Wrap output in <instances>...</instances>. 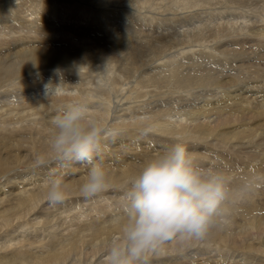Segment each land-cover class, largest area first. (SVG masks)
Masks as SVG:
<instances>
[{
    "label": "bare ground",
    "instance_id": "1",
    "mask_svg": "<svg viewBox=\"0 0 264 264\" xmlns=\"http://www.w3.org/2000/svg\"><path fill=\"white\" fill-rule=\"evenodd\" d=\"M168 1L159 2L155 7L159 14L152 17L142 15L149 13L155 4L149 0H130L129 3L120 0H0V82L5 78L16 79L22 90V100L17 105L1 100L8 94L0 91V264H104L101 252L107 241L118 234L116 220L123 209L112 211L101 196L89 203L92 199H85L79 191L89 166L79 163L62 166L46 151L53 134L51 121L57 109L71 100H86L92 105L93 115L117 130V135L104 143L96 157L109 178V188L102 195L119 196L118 190L127 186L144 164L171 148L174 140L188 141L183 145L194 164L201 168L207 164L190 151L195 150L194 146L203 149L202 152L210 151L204 144L207 138L234 153L236 146L243 148L251 143L253 133L254 136L257 132L264 133V93L256 89L241 92L240 84L238 89H233L239 94L227 93L228 97L224 101L222 98L219 104L208 102L203 108H190L185 103L175 102L172 105L176 108L175 114L171 113L174 111L170 110L171 104L169 109L156 107L163 106L158 98L161 88L180 98V91L191 92L195 87L216 88L225 82H241L234 76L215 74L213 77L198 65L203 61L214 62L220 51L218 47L215 53L214 49H208L206 39L219 42L230 33L255 38L256 59L264 62V42L259 43L264 40V27L250 28L247 25L253 27L256 23H250L249 17H236L241 22L246 21L243 24H237L238 20L233 17L216 23L211 35L212 30L209 32L202 21H197L193 31H175L178 27L171 28L173 23L192 19L191 12L206 15L210 8L215 12L219 9L208 5L212 0L206 3ZM51 5H62L66 9L63 13L52 12ZM262 11L264 14V9ZM196 29L202 34L198 32L200 35L194 36ZM16 30L22 34L14 35ZM229 42L234 43L225 40L219 48L232 46ZM193 43L201 44L198 45L201 50L208 49L211 54L191 50L185 56L182 49L189 50ZM181 44L184 46L168 53ZM242 52L244 50L240 54ZM255 71L252 74L257 78L260 70ZM53 84L59 88L55 91L65 94L46 98L45 86ZM172 117L175 119L171 120ZM245 117H248L247 122ZM146 126H151L152 131L142 136L141 130ZM220 157L230 184L235 187L250 181V194L233 207L228 230L213 232L200 241L176 240L171 251L187 243L202 242L204 246L215 245L220 252L239 251L244 261L201 258L196 264H264V170L258 171L261 161L257 165L246 162L247 165L237 167L239 163L235 159L227 155ZM261 160L264 165V159ZM209 165L218 171L221 167L215 169L214 164ZM23 167L27 171L22 172ZM56 179L63 183L66 192V199L60 205H72L70 210L64 209L68 216L65 214L62 218L65 221L62 231H58L59 227L52 221L53 209L59 205L50 206L45 198L49 182ZM114 199L123 203L120 197ZM81 201L87 203L80 205ZM184 255L181 251L176 260L172 257L165 261L175 264L194 261L185 260Z\"/></svg>",
    "mask_w": 264,
    "mask_h": 264
},
{
    "label": "clouds",
    "instance_id": "2",
    "mask_svg": "<svg viewBox=\"0 0 264 264\" xmlns=\"http://www.w3.org/2000/svg\"><path fill=\"white\" fill-rule=\"evenodd\" d=\"M45 91L54 95L55 87L46 85ZM51 128L46 151L62 166L88 165L79 191L85 199L101 196L109 188V178L96 157L117 130L93 115L92 105L84 99L59 107ZM151 131L146 126L141 135ZM251 188L250 181L233 187L225 173L196 166L182 143L173 144L129 180L123 212L116 220L118 234L105 245L104 264H145L170 241H200L228 230L233 207ZM45 198L50 206L65 201L59 179L49 182Z\"/></svg>",
    "mask_w": 264,
    "mask_h": 264
},
{
    "label": "rangeland",
    "instance_id": "3",
    "mask_svg": "<svg viewBox=\"0 0 264 264\" xmlns=\"http://www.w3.org/2000/svg\"><path fill=\"white\" fill-rule=\"evenodd\" d=\"M11 1H14V0H11ZM83 1H85V0H83ZM120 1L123 2V3H129L130 0H120ZM161 1H164V3H169L170 2L168 0H149V2L152 5L154 4V2H155V4L152 6L151 10H148L149 13L144 12V13H142V15L154 17L155 14H157V13L159 14V10H157L155 7H156V5L159 2L161 3ZM198 1L205 2V3L207 2V0H198ZM85 3H87V2H85ZM208 3H209L208 5L210 7H211V5L216 6V8H218L219 11L215 12V11H212V9L210 8L211 10L209 9L206 12V15L205 14H201L202 12H197V11L191 12V14L189 16L192 19H188V18H185L186 20L182 19L184 21L180 20L178 22V24L173 23L171 28L172 27L173 28L178 27V29H176L175 31H177V30L180 31V30H185V29H188L187 31H189V30L193 31L194 26H196V24L198 23L197 21H202L203 24L206 26L208 31L212 30L211 33H210V35H211L214 32V30H215L214 26H215L216 23H221L222 21L223 22H227V20L232 18V17H233L232 19H234L236 17H244V16H247V17H249V19H251L250 23H256V25H254L253 27L250 24L247 25L250 28H255V26H257V25L260 26V27L261 26L264 27V14H263V11H262V9H264V0H212V1H209ZM7 4H8V2L4 4L5 7H7ZM122 5H128V4H122ZM209 6H207V7H209ZM53 7L55 8V11H54ZM50 9H52L51 10L52 12L63 13L65 11L66 7H63L62 5H60V6L51 5ZM38 13H39V11H38ZM41 13H43V11ZM185 14H183V15L185 16ZM192 14H194V15H192ZM3 15H4V17H7L5 13ZM203 15H204V17L202 19L198 18L199 16L201 18ZM162 17H168V15H166V16L163 15ZM8 19L11 20L10 17H8ZM236 19L239 22L237 24H243V23L246 22V21H244V22L242 21L241 22V19H238V18H236ZM237 20H234V23H236ZM8 23L11 24L12 22H8ZM92 24H94V23H92ZM181 27H183V28H181ZM202 29H203V27H202ZM12 32H14V31H12ZM17 32H18V30L15 31L14 35H17ZM198 32L202 34V32H200L198 29H196V31H194L193 35L194 36L195 35H200ZM227 32L229 33L230 30H227ZM234 32H237V31H234ZM191 33L192 32H189L188 34H191ZM18 34H22V32H18ZM247 34L250 35V33H247ZM240 35H242V34H240ZM240 35L239 36H235V35L230 33L225 38H223L224 40H220L219 42L212 41V38L206 39L207 42L209 41L208 44L206 42V46H208V49H214L213 53H215L216 47H218L217 50H220V51L217 52L216 57H214L215 58L214 62L210 63V62H207V61H203L202 63L199 62L198 65L206 68L207 72H209V74H212L211 76H213V77H216L215 74H217V76H220V77L225 76V75L226 76H234V77L239 78L241 80V82H238L236 80L234 83L227 84L225 82V80H224L223 82H225V83L222 85V87L221 86L220 87L217 86L218 88L217 87L216 88L213 87L214 89L213 88H206V87H203V88L202 87L201 88L195 87V88H192V90H190L191 92L180 91V93H179L180 98H179V96L176 93H172L170 95V94L167 93L168 90H166L165 88H161L159 90L158 98H160L159 101H162L161 104H163V106L160 105V106H156V107H163L164 109H169V106L171 104L170 110H172V111L174 110L171 113L175 114V112H176L175 109L176 108L173 109V107H172V105L175 102L176 103L179 102V103H181L183 105L186 104V106H189L190 108L191 107L203 108V106L205 104H207L208 102H211L213 105L214 104H219V103L222 102V98H223V101H224V99L226 97H228L227 95H229V94L230 95L239 94L238 91L233 92L234 88L238 89V84H240L239 85L240 86L239 89L241 90V92L245 91V90H250V89L254 90V89H256L258 92H263L264 93V78H262V75H264V73H263L264 72V69H263L264 68V62H259V61H261V59L260 60L256 59L257 55L255 54L254 48H255V45H256L257 42H253V40L255 41V38L254 39L253 38H246L247 35L245 37H243V35L242 36H240ZM225 40L234 41L235 44L233 42H229L228 44L231 43L230 45H232V46H229V47L228 46H221L220 48H222V49H220L219 46L222 45V42H224ZM240 42H242L243 45H239ZM261 42H264V40L263 41H259V43H261ZM211 44H212V46H211ZM198 45L201 46V44H198ZM198 45L196 43L191 44V47L188 48L189 50H187V48H183L182 51L186 52V53H184V55L187 56V54H189V52L191 50H194V51L195 50H200L201 52L206 53L204 55L211 54L208 49L202 51L201 48ZM183 46H184V44H181V45H179V46H177V47H175L173 49H170L168 51V53L170 51H171V53L174 52V51H177L179 48H181ZM224 50H227V52H231L230 55L228 56V58L225 57V54L227 52L225 51V53H224ZM241 50H244V52H242L240 54ZM263 51H264V49H263ZM166 53H167V51H166ZM166 53H165V55H166ZM235 55H237V56H235ZM238 56H239V58H238ZM255 62H256V64H254ZM225 66L226 67L228 66V67L226 68ZM239 66H240V69H244V70H240V69L237 70V67H239ZM48 70H49V68H47V71ZM255 70L256 71L260 70V71H258V74H259L258 76L259 77H257V78L253 77V74H252V73H254ZM240 71H242V72H240ZM235 83H236V85H235ZM54 84L53 85H48V86L55 87V90L59 89ZM20 87H21V85L18 83V80H16V79H11V78L3 79L2 82H0V91L2 93L7 91L8 96L3 97L1 100L6 101V102H8L9 104H12V105L19 104L21 102V100H22L21 93H20L22 90H21ZM229 92H231V93H229ZM10 93H12V94H10ZM60 94H65V93H62V92L59 93L58 91H55L54 95H49V96L46 95V98H50V97H53V96H56V95H60ZM171 98H172V100H170ZM13 102H15V103H13ZM169 102H171V103H169ZM187 108H184L183 110L185 111V110H187ZM249 116L250 115H248V117ZM248 117L244 118L245 122H247ZM172 118H171V120L175 119V117H172ZM245 122H243V123L245 124ZM249 123H252V122H249ZM209 125L210 126H214L212 124H209ZM263 134H264L263 132H257V134L255 133V136H254V133H253L252 134L253 135V137H252L253 141L251 140L250 141L251 143L246 144L245 146H243V148H242V146L241 147L240 146L239 147L236 146V148H235L236 150L233 149L234 153L228 151L227 149L225 150V148H220L219 145H216L215 140L210 139V138H207L206 140H204L205 141L204 144H206L208 146L210 151L207 150V151L202 152L203 149H200L199 147L194 146L195 150L190 151V152L191 153H195V154L197 153L200 157H196V158L199 161L200 160L203 161L204 164H207V165H203L201 167L202 169H211L209 164H212V165L214 164L215 169L218 168L219 165L221 166V162H223V161H219V159L222 158V157H220V155H224V156L227 155V157L235 159L239 163L237 165V167H241V165L242 164H246V162L247 163H251V164H255L256 163L255 165H257V164H259L258 161H261L260 162L261 164H259V166H258V167H261V168H259L258 171H260V170L262 171V170H264V165L262 164V160H261V159H264V135ZM174 142L175 143L188 144L187 140H184V141H179V140L176 141V140H174ZM260 154H263V155H261V158H260ZM240 160H241V162H240ZM218 169H220L221 172H227L226 168H223V166L219 167ZM21 171L25 172L27 170L23 167V168H21ZM127 185H128V183H127ZM118 191H119V193H121L119 196H118V194L116 195V194H111V193H109V194L107 193V194L101 195V197H103L102 199L105 198L104 199L105 200L104 203H108V204L111 205L112 211L113 210H117L118 211L120 208L123 209L122 205L124 203L123 197H124V194L126 192V185L123 188L119 189ZM114 197H120L121 201L123 203H121L120 201L118 203V199L119 198L117 200H115ZM93 199L91 201H89V203L94 202L97 198H93ZM107 199H109V200H107ZM112 199H113V201H112ZM77 203L79 204L78 201H77ZM81 203L82 204L84 203L83 205H85L87 203V201H83V202L81 201L80 205H81ZM73 204H75V203H73ZM58 205H59L58 207L54 208L55 210L53 209L54 213L52 214V216H53L52 217V219H53L52 221H54V225L59 227L57 230L58 231H60V230L62 231L64 229L63 222H65L64 219L62 220V218L65 217V214H66L65 211L70 210L69 207H71L72 205L69 206V204H67V203H65V206L64 205H60V204H58ZM64 209H65V211H64ZM55 219H56V221H55ZM57 219H59V220H57ZM68 220L69 219H67L66 222ZM56 226H54V227L57 228ZM116 237H117V235L115 236V238ZM175 241L176 240H173V241H170V242L166 243L162 247V249H161L162 251L160 250L157 254H155V255L153 254V255L149 256L147 261L145 262V264H157V262H154V261H158V263L160 262V264H175L176 262H174V261L168 263L165 260L168 259V258H172V257H174L175 260H176V258H178V254L181 251H182L183 254H186V256L185 255L183 256V258L185 260L190 261V262L192 260H194L190 264H196L197 262H201L203 258L204 259L206 258L207 261H212V260L215 261V260H220V259L225 260V261H229V259H232L231 261H234V262H237V263H240V262L244 261V260H242L244 258V256L239 251L231 250V251H223L224 252L223 253V252L218 251L216 249V247L214 248L215 245L212 246L213 244H211L209 246H204L202 242H196V243L194 242L193 244L192 243H187L184 246H179L177 248V250L174 252V251H171V249H172V246H174V247L176 246V242ZM188 248H191V249H188ZM185 249H187V250H185ZM184 250L186 251V253L183 252ZM104 251H105V246H104L103 252H101L102 255L104 254ZM200 254H202V256H200ZM222 256H224V257H222ZM207 257H209V259ZM262 259H264V258L262 257ZM186 264H189V263L187 262Z\"/></svg>",
    "mask_w": 264,
    "mask_h": 264
}]
</instances>
